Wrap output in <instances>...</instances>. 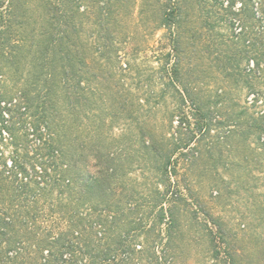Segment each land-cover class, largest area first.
Listing matches in <instances>:
<instances>
[{
  "label": "trees",
  "instance_id": "trees-1",
  "mask_svg": "<svg viewBox=\"0 0 264 264\" xmlns=\"http://www.w3.org/2000/svg\"><path fill=\"white\" fill-rule=\"evenodd\" d=\"M257 106L264 0H0V264H264Z\"/></svg>",
  "mask_w": 264,
  "mask_h": 264
},
{
  "label": "rangeland",
  "instance_id": "rangeland-1",
  "mask_svg": "<svg viewBox=\"0 0 264 264\" xmlns=\"http://www.w3.org/2000/svg\"><path fill=\"white\" fill-rule=\"evenodd\" d=\"M161 34L162 33H160L159 35ZM146 53H147V57L144 58L141 55V57H139V62H142V63L144 62V64L146 65H151V64L155 65V63L153 62L154 59H153L152 51L149 50ZM249 97L253 99V96H247L246 90L243 91V93L240 95V98H239L240 104L242 105L247 104V100ZM213 106H214L213 110H215L216 112L212 115V117H214L213 131L211 132V135H210L211 137L207 136L206 142L212 141L214 138H216L218 134H221L222 136H224L225 133L228 131V127H227L228 122L225 119H223L222 121L221 120L216 121L218 118H220V116L223 115V114H217V111H216L218 108H221V110H223L222 105L219 104L217 107H215V105ZM254 110H256L259 113H263L264 106L263 108L261 106H257ZM180 121H181L180 119L178 120V118H176L174 126L175 127L180 126ZM237 142H239L238 138L231 139V142H229L228 147H225L224 145L223 147L224 158L216 160L215 158L209 157V155L204 156L201 159L199 166L195 168L193 172L190 174L189 178L191 179V181H193V184H196L197 188H201V192L204 193L205 195H208L210 182L215 180L216 178H221V176L217 175L215 173V170H213L215 165H218L219 168H221V173H222V171H224L223 167H227V168L237 167L238 168L246 164V161L243 159L242 155L238 152V147L232 146V144H236ZM224 176L227 179L229 178L227 174H225ZM199 184L203 185V187ZM210 205L215 207V211L218 215L221 213L222 208L220 206L215 205L214 202H211ZM227 210H229L228 211L229 218L236 219V217H238V214L240 213V210H243V206L242 204L239 205V203L234 202L233 206H229V207L227 206Z\"/></svg>",
  "mask_w": 264,
  "mask_h": 264
}]
</instances>
